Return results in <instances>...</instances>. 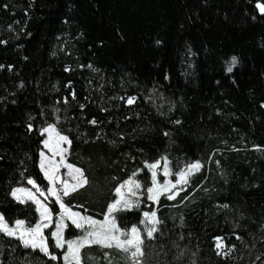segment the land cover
<instances>
[{"label":"trees","instance_id":"trees-1","mask_svg":"<svg viewBox=\"0 0 264 264\" xmlns=\"http://www.w3.org/2000/svg\"><path fill=\"white\" fill-rule=\"evenodd\" d=\"M258 2L264 0H0V212L6 220L33 213L9 192L28 177L45 185L39 129L58 119L71 139L67 162L88 180L63 203L95 219L133 173L148 180L145 162L165 154L173 170L202 165L177 201L158 202L157 231L144 239L145 264H264ZM232 57L238 62L227 73ZM130 96L135 102L126 106ZM144 210L118 214L119 226H138ZM75 236L69 227L65 238ZM217 237L231 249L224 258L213 249ZM105 251L113 264H130L121 252L98 247L81 251L83 263L106 264ZM25 257L26 264H64L0 236V264Z\"/></svg>","mask_w":264,"mask_h":264},{"label":"snow or ice","instance_id":"snow-or-ice-1","mask_svg":"<svg viewBox=\"0 0 264 264\" xmlns=\"http://www.w3.org/2000/svg\"><path fill=\"white\" fill-rule=\"evenodd\" d=\"M257 9L264 14V3H257ZM0 43H5L4 41H0ZM159 43V41H157ZM237 58L232 57L231 64L227 67L226 71L231 73L233 70V66L237 64ZM0 67H3L0 65ZM135 100V97H128L127 103L132 104ZM83 107V106H81ZM264 107V105H262ZM91 123H95V121H91ZM179 123V121H176ZM32 125H29V131H32ZM48 135V139L43 140L42 143L45 147H49L54 154L57 152L63 153L64 149L51 148V142L53 140L59 143H67L71 144L70 139L62 135L57 128L48 124L46 127H43L40 130V134ZM165 135H168L165 133ZM41 163L40 168L44 174V178L48 181L47 192L45 193L31 177L27 178V183L31 184L33 188H35L36 192L40 193L42 196H54L56 199V203L60 205L62 209L61 219L56 222V231L52 232V237L55 240V246L57 248H62L64 245H67V251L63 255V260L65 264H82V254L81 249L86 245H98L102 249H113L115 248L119 252L125 254V260H131L132 264H145L144 257L146 253L144 252L143 245L144 240L141 236V230L138 229L137 226H132L130 229L122 230L117 226L115 222V217L112 216L113 212L119 211L120 209L131 210L133 207L138 206V201L131 199L132 196L136 195L134 189H138L141 187V184L138 180L134 179L135 173H133L132 177H129L128 180L124 181L121 185L115 188V192L117 194V199L110 202L107 207V212L105 213V219L103 222H97L90 217H79L78 213L70 212L66 208L65 204L61 201L59 196V192H63L65 196L69 195L70 192L76 191L78 187H82L83 185L88 183L87 177L84 176L81 169L76 168L75 172L79 173V177L73 176V180L75 183H69L67 180L61 179L59 175H57L58 164L48 161V166H45L44 153H40ZM163 160V175L165 177L170 175L168 169V161L166 158H161ZM60 164L63 163V156L61 155ZM161 161H155L152 163L145 162V166L148 167L149 171L152 174V187H148L147 191L149 193V199H157L156 196L153 195L154 188L157 186L156 179V169L160 166ZM69 169H72V165H66ZM200 163L194 162L186 165L185 169H181L179 172L175 173L177 179L176 181L170 182L167 179L164 181L162 187L165 191L169 190V186L173 191H169L168 199L171 200L177 194L175 191L177 185L187 184V177L190 176L194 171H199ZM57 184H62L63 187L58 189L55 186ZM125 186L128 187L129 196L125 197L122 193V188ZM9 195L18 201L19 203H25V198L32 200L33 203L37 204V211H40V208L43 207L40 204V201L36 199L33 193L27 188L23 187H14L11 189ZM224 208H227L228 205H223ZM67 216L71 219L72 224L75 225L76 228L82 229L84 231V236L78 237L76 240H67L62 236V230L64 227L63 220L64 216ZM143 216L146 218L147 224H151V227H145L144 231L147 234V237L151 239L153 237V233L157 231L156 224L159 223L158 220H154L156 213L155 212H145ZM50 217V212L47 207L43 208L41 212V219L47 220ZM79 217V218H78ZM25 221L17 219L14 221V226L11 225L4 215L0 213V233L5 236L15 238L19 240L20 245L24 249H31L33 252L39 250L40 253H43L44 256L49 257L50 259H57L56 255L49 252V245L45 241L44 235L42 234V228L46 227V224H41L39 221L34 226L25 227ZM141 223H145L144 220ZM85 224L88 225L85 228ZM239 239V237H237ZM217 240V248H222L223 245L220 242V238H216ZM230 252L231 249H228ZM220 254L219 252L217 253ZM224 256H227L228 253H223ZM103 259L106 264H113V258L111 257V253L109 251H105L103 253ZM27 257L21 260V264H26Z\"/></svg>","mask_w":264,"mask_h":264},{"label":"rangeland","instance_id":"rangeland-1","mask_svg":"<svg viewBox=\"0 0 264 264\" xmlns=\"http://www.w3.org/2000/svg\"><path fill=\"white\" fill-rule=\"evenodd\" d=\"M230 64H231V60L227 63L226 67H228ZM236 65L233 66V69L236 67ZM227 73H229V72H227ZM134 102H135V100H134ZM134 102L132 104H128L127 103V99H126L125 105L126 106H132L134 104ZM48 124L54 125L57 128V130L62 135H65V136H67L69 138V136L59 127V121H58V119H56L54 122H51V123H48ZM48 124L44 125L43 127H46ZM43 127H41L39 129V135L41 137V142H40V149H39V153H38V168H39V171H40V173H41V175H42V177H43V179L45 181V185L40 186V188L42 190H44L45 193H46L47 192V187H48V181L44 178V174H43V172L41 171V168H40V163H41L40 153L41 152L44 153L45 166L46 167L48 166V161H51L53 163L58 164L59 167L57 168V175H59L61 177V179L69 181L70 184L71 183H75V181L73 180V176L79 177V173H76L75 172L76 167H74V166H73L72 169H69L68 167H66V165H70L67 162V157H68V155L70 153L71 144L62 143V142L59 143V144H57L56 141L53 140L51 142V148L64 149L63 153L57 152L56 154H54L53 151L49 147H45V145L42 143L43 140L48 139V135L46 133L44 135H41L40 134V130ZM70 141H71V139H70ZM61 155L63 156V163L62 164L59 163L60 160H61ZM161 158H166L167 161H168V169H169L170 175L167 176V177H165L163 175V160ZM155 161H161L160 166L158 167V169L155 170L156 171L157 186H156V188H154L153 195L156 196L157 199H154V200L153 199H149V193L147 191V188L148 187H152V174L149 171L148 167L145 166V163H144L143 170L148 175V180L146 179V182H143V180L140 178V176H141V173L140 172L133 177L134 179L138 180L140 182V184H141V187L140 188L134 189L135 192H136V195L131 197V199L138 201V206L133 207L131 210L120 209L119 211H116V212H113L112 213V216L115 217V222H116L117 226L120 227L119 224H118V221H117V215L118 214H122V212H128V211H132V210H136V209H141V208L142 209H145L142 212V214H141L142 220H144L145 223H140L137 226L138 229L141 230V236H142V239L143 240L144 239H149L147 237L146 232L144 231L145 227L146 226L147 227H151L152 226L151 224H147L146 218L143 216V213H145V212H155L156 213V208L158 206V202L161 201V200H166V197H168L169 191H173V189H171V186H169V190L168 191H165L163 189L162 185H163L164 181L167 179L168 181L174 183L176 181V179H177L175 173L179 172L181 169H185L186 168V166L182 165V166H179V169L178 170H173V168H172V162L169 160V158L165 154L160 155L159 157H157L152 162H155ZM152 162H147V163H152ZM201 169H202V165L200 164L199 171H194L190 176L187 177L188 183L187 184H183L182 183L180 185H177V187H176L175 190H180V189H183L185 187L189 189L190 188V181H191V179L197 173H199L201 171ZM24 182L25 183L19 184V185H15L12 188H14V187L27 188L28 190H30L33 193V195L36 197V199L40 201V204L43 207L40 208V211H37V204L33 203L32 200L25 198V203L21 204V203H19L18 201H16L15 199H13L9 195L10 199L14 203H16L17 205H20L21 207H29L30 206L33 209V213L32 214H30L28 216L26 215L25 218H16L15 220H17V219L24 220L26 222L25 223V227L34 226L38 221L41 224H46L47 226L42 228V234L44 235L45 241L49 245V252H51L50 247H53V250L55 251V253H52V252L51 253L54 254V255H56V257L59 256L60 259L62 260V262L65 264V262L63 260V255L67 251V245L65 244L64 247L57 248L55 246V240L52 237V232L56 231V222L61 219L62 209H61L60 205L56 203V199H55L54 196H47V197L42 196V195H40V193L36 192L35 188H33V186L31 184H28L27 183V179H25ZM55 187L58 188V189H60V188L63 187V185L62 184H59V185L57 184ZM82 187H78L77 190H79ZM128 187L129 186H125L124 188H122V193L124 194L125 197H128L129 196ZM10 192H11V190H10ZM73 192H75V191L70 192V194L73 193ZM59 196L61 198V201L63 202V199L66 196L63 194L62 191L59 192ZM116 199H117V194H116V192H114V200H116ZM149 204L153 206L152 211H147ZM44 207H47L48 210H49V212H50V217L47 220H42L41 219V212L43 211V208ZM52 208H56L55 211L52 210ZM66 208L70 212L78 213L79 214V217H90V216L82 213L79 209L70 208V207H67V206H66ZM29 216H31L33 218H31ZM90 218L93 219V220H95V221H97V222H103L104 219H105V215L101 219H95V218H92V217H90ZM154 220H158L157 219V215L155 216ZM14 221L13 222H9V223L14 226ZM63 224H64V227H63V230H62V236L65 239V241H67V240H76L78 237L84 236V234H85L84 231L82 229L76 228L75 225L72 224L71 219H69L66 215L64 216ZM158 225H159V223H157L155 225L156 228H158ZM69 227H72L75 231H77V236L72 237V238H69V239H66L65 238V232H66V230ZM87 227H88V225L85 224V228H87ZM122 230H127V229H122ZM155 233H153V236H154ZM0 236L4 237L5 239L9 240L12 243H17L19 245V247L21 248V250H23V251H25V250H29L30 251L31 250V249H24L20 245L19 240L15 239V238H11V237L5 236L2 233H0ZM220 242L222 243L223 247L222 248H217L216 247L217 240L215 239L213 241V243H214L213 249H214V251L216 253H218V252L220 253L219 254L220 257L224 258L226 256H224L223 253L227 252L229 254V251H228V248L226 247L225 243L221 239H220ZM89 247H98V248H100L98 245H91V246L86 245L84 248L81 249V251L83 249L89 248ZM100 249H102V248H100ZM105 250H109V249H105ZM110 250H116V249L113 248V249H110ZM116 251H118V250H116ZM122 254H124V253H122ZM124 256H125V254H124ZM127 261L130 264H132V261L130 259L127 260ZM82 264H84L83 263V260H82Z\"/></svg>","mask_w":264,"mask_h":264},{"label":"water","instance_id":"water-1","mask_svg":"<svg viewBox=\"0 0 264 264\" xmlns=\"http://www.w3.org/2000/svg\"><path fill=\"white\" fill-rule=\"evenodd\" d=\"M58 185H59V184H58ZM175 191L177 192V194L174 196L173 199L169 200V199L166 197V201H167V202H169V203H173V202L177 201L178 198H179L181 195L185 194V193L188 191V188L185 187V188H183V189L175 190Z\"/></svg>","mask_w":264,"mask_h":264}]
</instances>
